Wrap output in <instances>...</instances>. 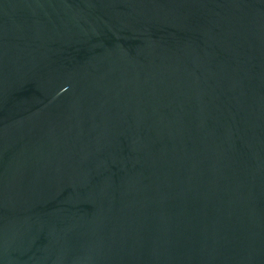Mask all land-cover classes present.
Returning <instances> with one entry per match:
<instances>
[{"label": "water", "instance_id": "1", "mask_svg": "<svg viewBox=\"0 0 264 264\" xmlns=\"http://www.w3.org/2000/svg\"><path fill=\"white\" fill-rule=\"evenodd\" d=\"M0 264H264V0H0Z\"/></svg>", "mask_w": 264, "mask_h": 264}]
</instances>
